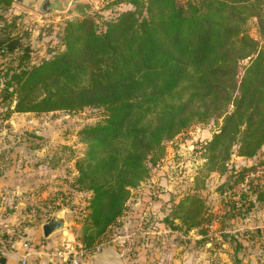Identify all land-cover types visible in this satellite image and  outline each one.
I'll use <instances>...</instances> for the list:
<instances>
[{"label":"trees","instance_id":"1","mask_svg":"<svg viewBox=\"0 0 264 264\" xmlns=\"http://www.w3.org/2000/svg\"><path fill=\"white\" fill-rule=\"evenodd\" d=\"M13 1L0 0V9ZM128 2L133 10L101 25L89 16L67 21L63 50L37 65L9 69L0 90L5 117L89 108L106 112L104 120L79 131L88 146L75 163L73 184L91 196L81 238L85 249L118 224L130 190L164 158V143L192 125L222 118L199 150L207 171H227L233 149L253 158L264 146V1ZM250 18L256 19L260 42L248 33ZM14 28L5 21L0 30V57L18 51L27 59L30 51L21 35L12 34ZM260 166L264 162L231 170L247 189L239 200L226 201L224 217L264 208ZM175 201L168 216L187 232L212 222L201 198ZM154 219L147 212V223Z\"/></svg>","mask_w":264,"mask_h":264},{"label":"rangeland","instance_id":"2","mask_svg":"<svg viewBox=\"0 0 264 264\" xmlns=\"http://www.w3.org/2000/svg\"><path fill=\"white\" fill-rule=\"evenodd\" d=\"M59 1V5L45 16L22 7L16 0L7 9H0V30L5 21L12 24L15 27L12 34L21 35L22 44L30 51L24 60L18 51L0 57V90L4 86L3 76L9 69L37 65L63 50L62 35L67 21L89 16L101 25L119 13L133 10L128 0ZM246 28L252 38L261 41L256 19L250 18ZM2 34L0 31V39L4 38ZM246 64L245 60L241 66ZM6 111L0 106V170L9 177H22L20 198L15 202L19 216L13 227L19 229V236L23 226L27 225L42 232L41 225L59 215L65 219V227L53 234L68 236L87 254H93L103 245H115L127 257L145 264H264V208L257 205L248 212L243 209L244 216L224 217L226 201L239 200L242 190L247 189L246 183L238 184L231 170L239 172L242 168L263 163L264 146L253 158L238 156L233 149L226 163L227 171H207L203 168L205 159L199 150L218 131L222 118L192 125L166 141L164 158L151 168L143 183L130 190L122 217L135 210L153 212L159 203L161 215L160 219L155 215L153 221L142 223L143 229L148 231L147 237L133 231L136 235L132 250L126 251L115 240L122 231L131 232L128 226L134 224L133 220L128 225L121 221L117 222L120 225H112L91 249H85L81 241L88 223L85 219L91 196L79 192L73 184L78 176L75 163L84 157L88 146L79 131L104 120L106 112L89 108L74 114L13 113L5 117ZM263 168L260 166L259 170ZM261 174L259 171L257 175ZM187 195L201 198L203 211L213 219L188 232L180 220L168 216L172 203ZM137 203L139 206L134 208ZM62 231H65L63 235Z\"/></svg>","mask_w":264,"mask_h":264},{"label":"crops","instance_id":"3","mask_svg":"<svg viewBox=\"0 0 264 264\" xmlns=\"http://www.w3.org/2000/svg\"><path fill=\"white\" fill-rule=\"evenodd\" d=\"M4 173L5 171L0 170V240L4 238V236L6 237L8 231L14 227L16 219L19 216L17 209H15V202L18 198H20L22 187V177H19L18 175L9 177ZM61 182L62 180L60 183ZM30 194L31 198H34L32 193ZM45 194L46 193H44V195ZM159 206H161V203L156 204V206L153 208V210L155 209L153 212L155 213L157 219H160L159 216L161 215ZM141 212L142 210H135L125 213L121 218V223L128 225L130 220H133L134 224H131L132 226L129 225L128 227H130L131 232L136 231L139 234V231L143 229L142 223L140 221L137 223V219L139 220V215ZM157 213L159 214L158 216ZM28 218H30L29 221L32 222V217L30 216ZM22 219H24V217ZM25 219H27V217H25ZM43 225H45V223L41 225V228ZM35 228L36 227H30L28 225L27 227L23 226V233L19 239V241L25 240L29 241L30 243L32 241L31 246L33 249V254L29 257L28 264H67L61 260L53 259L49 255V252L60 244L63 236L60 234H52L48 239H46L43 237L42 232ZM64 233L65 231H62V235ZM19 244L20 243L17 244L18 247L20 246ZM78 247L81 246L78 244ZM83 253H85V257L81 259V264H145L138 259L136 260L127 257V255L123 253V250L115 245L100 246L93 254H87L86 251H83ZM5 258V264H16L18 260V257L15 254H9Z\"/></svg>","mask_w":264,"mask_h":264},{"label":"built area","instance_id":"4","mask_svg":"<svg viewBox=\"0 0 264 264\" xmlns=\"http://www.w3.org/2000/svg\"><path fill=\"white\" fill-rule=\"evenodd\" d=\"M139 205L134 204L133 207L137 208ZM17 208V207H15ZM51 218V217H50ZM50 218L47 220L49 221ZM121 220H118L119 223ZM139 221L141 223L147 221V212H141L139 215ZM139 234L146 236L148 231L142 229ZM6 239L0 240V258L6 257L9 254H15L18 257L16 264H28L29 257L33 254V249L29 241H19L20 236L16 228H12L6 234ZM136 232L122 231L120 236L116 238L117 244L124 248L126 251L132 250ZM20 243L19 247L17 244ZM49 255L53 259L61 260L67 264H81V259L83 256V250L79 249L77 245L74 244V240L70 239L68 236H63L60 244L53 248Z\"/></svg>","mask_w":264,"mask_h":264},{"label":"water","instance_id":"5","mask_svg":"<svg viewBox=\"0 0 264 264\" xmlns=\"http://www.w3.org/2000/svg\"><path fill=\"white\" fill-rule=\"evenodd\" d=\"M16 2L24 8L35 10L41 15H47L51 10L57 7L60 3L59 0H16ZM65 221L58 215H54L49 222L42 227L43 237L47 238L53 233L63 230ZM6 258H0V264H5Z\"/></svg>","mask_w":264,"mask_h":264}]
</instances>
